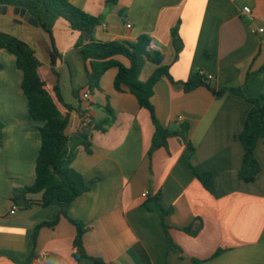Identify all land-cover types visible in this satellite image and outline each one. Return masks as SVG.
I'll return each instance as SVG.
<instances>
[{
  "label": "crops",
  "instance_id": "crops-1",
  "mask_svg": "<svg viewBox=\"0 0 264 264\" xmlns=\"http://www.w3.org/2000/svg\"><path fill=\"white\" fill-rule=\"evenodd\" d=\"M71 2L100 19L94 34L98 41L151 37L150 51L163 54V65L178 83L160 80L152 104L164 127L179 129L180 116L190 124L189 141L195 148L190 151L183 139L174 137L149 159L155 133L149 111L126 89L115 90L117 68L108 70L101 89L85 100L87 76L77 51L80 72L77 80L71 79L72 97L68 99L60 86L65 103L74 108L66 133L81 131L83 111H89L93 127L108 121L104 131H92V151L79 146L72 163L90 187L68 212L89 228L87 254L104 264H264L263 140L256 149L261 174L254 182L238 177L244 150L236 136L253 105L235 93L216 98L205 86L192 92L181 86L200 72L214 76L209 80L212 88H240L245 97L264 102V0ZM246 7L250 13L244 12ZM36 13L53 32L62 55L55 68L61 78L70 67L66 55L75 43L66 47L61 38L56 40V18L43 9ZM174 29L182 41L180 52ZM0 31L35 50L42 64L39 73L53 93L57 76L40 27L0 15ZM117 60L129 64L124 57ZM0 64V264H95L91 258H73L77 229L65 217L55 227H42L33 240L40 224L58 217L60 206L43 207L42 193L27 195L33 201L29 207L13 199L14 189L35 182L44 123L29 118L24 74L15 55L0 49ZM156 68L147 62L139 79L147 82ZM74 90H80L79 97ZM208 172L210 189L197 176ZM15 205L18 210L12 214ZM186 228L199 231L194 235Z\"/></svg>",
  "mask_w": 264,
  "mask_h": 264
},
{
  "label": "trees",
  "instance_id": "trees-1",
  "mask_svg": "<svg viewBox=\"0 0 264 264\" xmlns=\"http://www.w3.org/2000/svg\"><path fill=\"white\" fill-rule=\"evenodd\" d=\"M0 6L27 9L31 15L39 20L40 27L51 35V29L36 13L37 11L43 9L53 17L69 23L70 27L79 33L75 48L85 65L86 89L90 93L101 89V79L108 70L117 68L118 73L114 81L115 90L124 92L126 89L133 94L137 98L140 107L149 111L155 127V133L148 152L149 159L156 150L167 147L169 139L174 137L183 139L190 151H194L195 148L189 141L190 124L181 122L177 130L164 127L159 121L155 107L152 104L154 89L160 80L167 78L174 84L178 83L172 78L169 67L163 65V54L159 51H150L151 37L149 35H141L135 42L98 41L95 39L94 34L96 28L101 24L100 19L75 6L71 0H0ZM172 34L176 50L180 52L182 41L178 35V30L174 29ZM53 42L51 65L54 74L57 76V83L52 93L47 89V85L39 73L42 64L36 56L35 50L22 39L0 31V49H6L13 53L16 57L17 67L23 71L22 89L28 101L29 118L44 123L40 127L41 148L36 162L35 182L31 186L14 189L13 199L15 203L29 207L33 201L27 199V195L42 193L40 204L43 207L60 206V214L54 221L44 222L36 228L33 234L34 241H36L42 227H55L61 217H65L77 229L73 243V258L75 261L80 262L86 258H91L95 264H104L100 259L90 257L87 254L84 240L89 228L84 223L70 218L68 212L71 203L90 190L83 175L72 166L78 154V148L84 146L90 153L92 151V131H104L103 126L108 121L95 127L89 123L74 135H67L70 113L74 108L65 103L61 93L59 73L55 68L57 60L61 59L62 55L55 46L54 39ZM118 57L126 58L129 64L125 65L120 62L117 60ZM147 62L155 64L157 68L147 82H142L139 77ZM181 86L185 92H192L201 86H205L216 98L223 97L227 92L235 93L253 105L245 120L243 130L236 138L241 142L244 150L238 177L244 182H254L262 172V167L256 157V149L259 141H264V102L260 98L245 97L240 88H222L219 90L212 88L207 76L200 72L194 74L188 82L181 83ZM79 93L80 90H74L73 92L75 97H79ZM106 110L111 114L109 107ZM1 127L0 124V130ZM197 176L202 184L210 189L212 174L208 172ZM185 230L194 235L199 231V229L193 231L191 228Z\"/></svg>",
  "mask_w": 264,
  "mask_h": 264
},
{
  "label": "rangeland",
  "instance_id": "rangeland-1",
  "mask_svg": "<svg viewBox=\"0 0 264 264\" xmlns=\"http://www.w3.org/2000/svg\"><path fill=\"white\" fill-rule=\"evenodd\" d=\"M57 24L54 27V36L56 40L62 39V42L64 43V46L68 47L72 43H75L78 41V33L75 32L70 25L67 22H64V20L61 19H55ZM52 32V31H51ZM52 38L53 37V32H52ZM67 60L69 62V69H67L65 66L62 71V77L60 78L59 75V80H60V86L63 89L64 94L66 97L69 99V97H72L71 94V79L73 77V80H77L79 78V72H80V67H79V60H78V54L76 48L71 50L69 53H67Z\"/></svg>",
  "mask_w": 264,
  "mask_h": 264
},
{
  "label": "water",
  "instance_id": "water-1",
  "mask_svg": "<svg viewBox=\"0 0 264 264\" xmlns=\"http://www.w3.org/2000/svg\"><path fill=\"white\" fill-rule=\"evenodd\" d=\"M0 15H7L10 17H14L15 19H18L19 22H28L29 24L39 28L40 24H39V20L37 18H35L33 15H31V13L25 9V8H21V7H13V6H0ZM41 32L43 33V35L45 36V38L47 39L50 48L53 50L54 49V42H53V38L52 35L48 32H46L43 28L40 27Z\"/></svg>",
  "mask_w": 264,
  "mask_h": 264
},
{
  "label": "built area",
  "instance_id": "built-area-1",
  "mask_svg": "<svg viewBox=\"0 0 264 264\" xmlns=\"http://www.w3.org/2000/svg\"><path fill=\"white\" fill-rule=\"evenodd\" d=\"M244 12H245V13H250L251 10H250V8L246 7V8L244 9ZM127 26H128V27H131L130 24H128ZM262 31H263V30H261V32H262ZM203 74H204V73H203ZM204 75H205V74H204ZM206 76H207L208 80H212V79L214 78V76H213V75H210V74H209V75H206ZM82 96H83V98H84L85 100H88V101H89V99H90V97H91V93L89 92L88 89H86L85 91H83ZM81 119H82V126H86V125H88V124L91 122V120H90V113H89L88 110H87V111H83V112L81 113ZM183 120H184V119H183L182 116L178 117V119H177L178 123L183 122ZM143 196H147V193L143 194ZM17 210H18V206L15 205V206H13V209L11 210V213L14 214V213H16ZM46 256H47V254L44 253V255H43L42 258H46ZM40 259H41V258H39L38 260H40Z\"/></svg>",
  "mask_w": 264,
  "mask_h": 264
}]
</instances>
